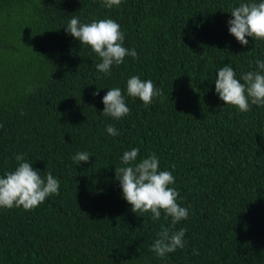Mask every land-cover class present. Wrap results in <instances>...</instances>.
<instances>
[{"label": "trees", "instance_id": "16d2710c", "mask_svg": "<svg viewBox=\"0 0 264 264\" xmlns=\"http://www.w3.org/2000/svg\"><path fill=\"white\" fill-rule=\"evenodd\" d=\"M235 3L0 0V174L21 155L60 181L34 208H0V264H264V106L241 112L214 92L219 67L247 71L264 51V40L242 46L229 34ZM74 15L116 19L137 57L104 76L65 31ZM132 74L160 95L148 105L126 96L119 120L101 115L106 87L123 93ZM133 146L157 154L189 208L175 226L187 229L185 247L164 256L151 244L170 218L133 212L115 176ZM78 150L91 156L75 165Z\"/></svg>", "mask_w": 264, "mask_h": 264}, {"label": "clouds", "instance_id": "9594fccd", "mask_svg": "<svg viewBox=\"0 0 264 264\" xmlns=\"http://www.w3.org/2000/svg\"><path fill=\"white\" fill-rule=\"evenodd\" d=\"M122 0H101L105 8L119 6ZM231 16L226 21L229 34L239 44L247 45L248 37L264 40V0H236L230 8ZM199 26V22L197 23ZM66 33L80 44L90 47L99 58L95 64L98 72L111 76L112 68L122 64L126 56L137 57L134 47L125 46V33L119 22L112 18H93L90 21L72 16L64 25ZM43 31V30H42ZM247 71L236 72L230 64H224L216 70L214 92L224 104L235 106L238 111L250 110L252 105L264 106V51L254 60V67ZM92 95L99 94V89ZM101 97L103 108L101 115L119 120L130 109L126 96L138 98L145 105L151 104L158 97L161 89L151 79H142L132 74L127 77L125 91L119 86L106 87ZM106 132L117 136L119 130L111 123L106 125ZM88 151H76L72 155L75 165L89 160ZM139 156V159H138ZM17 164L12 170L0 174V208L23 207L31 209L43 203L46 197L58 194L60 181L51 172L43 176L32 162L21 155L16 157ZM120 165L115 166V176L119 181L122 198L131 206L133 212H150L153 221L170 218L167 226H162L151 244V250L157 256H164L183 248L186 244L185 227L176 229V225L189 216V208L179 203V191L174 186L175 177L167 169H161L159 157L155 152L140 155L139 147L124 150L119 157Z\"/></svg>", "mask_w": 264, "mask_h": 264}]
</instances>
